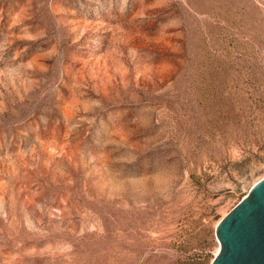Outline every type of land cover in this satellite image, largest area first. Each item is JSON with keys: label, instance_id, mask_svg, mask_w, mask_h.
Returning <instances> with one entry per match:
<instances>
[{"label": "rangeland", "instance_id": "obj_1", "mask_svg": "<svg viewBox=\"0 0 264 264\" xmlns=\"http://www.w3.org/2000/svg\"><path fill=\"white\" fill-rule=\"evenodd\" d=\"M264 177V0H0V264H210Z\"/></svg>", "mask_w": 264, "mask_h": 264}, {"label": "water", "instance_id": "obj_2", "mask_svg": "<svg viewBox=\"0 0 264 264\" xmlns=\"http://www.w3.org/2000/svg\"><path fill=\"white\" fill-rule=\"evenodd\" d=\"M210 264H264V177L217 224Z\"/></svg>", "mask_w": 264, "mask_h": 264}]
</instances>
